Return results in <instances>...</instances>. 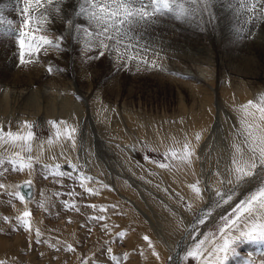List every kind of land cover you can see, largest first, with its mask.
Here are the masks:
<instances>
[{
	"label": "rangeland",
	"instance_id": "obj_1",
	"mask_svg": "<svg viewBox=\"0 0 264 264\" xmlns=\"http://www.w3.org/2000/svg\"><path fill=\"white\" fill-rule=\"evenodd\" d=\"M178 2L198 9L197 4L185 3V0ZM0 5H4V12L0 14V74L5 76L12 72L19 77L23 73L29 80L27 83L33 84L31 90L40 93L36 92L38 105L35 104L28 114L23 112L18 101L22 98L19 91L23 87L12 88L10 98L8 96V100H12L9 105L11 118L0 123L6 130L11 128L23 134V122H31L35 135L30 154L34 159L39 158L31 172L12 171L7 162L0 165V172H3L0 184L5 185L0 188V262L171 264L173 249L188 237L184 240L186 250H179V253L183 251L180 264H199L195 259L186 258L187 251L206 237L204 248L210 249L212 236L215 234L218 238L220 235V217L256 186L254 180L236 187L230 169L233 146L243 140L238 134L242 131V118L259 122L255 108H249L255 118L244 117L241 106L250 100L261 103L259 99L264 98V79L255 78L249 83L240 76L232 78L233 73L220 72L218 53L222 50L221 54L230 55V58L239 46L232 50L235 42L219 44L214 40L215 30L210 24L214 13L210 6L203 12L208 21L204 32L170 16L160 17L158 27H147L145 40L148 43L161 38L162 33L170 34L174 43H164L168 49L147 52L148 63L145 64L121 59L114 51H105L99 56L100 49L95 45L86 48L88 38L74 27L85 21L76 15L64 22L62 30L58 31L51 27L52 19L47 14L43 27L38 25V21L44 20L40 14L43 9L29 11L26 17H31V23L25 27V15L13 16L17 9L24 12L25 5L18 0H0ZM200 5L202 7L203 0ZM162 21L172 23V28L161 27ZM257 30L256 33L264 35V29L263 32ZM22 32L29 36L22 37L19 34ZM33 32L60 43V48L44 45L38 53L25 48L22 62L20 40L27 42ZM194 43L207 45L213 58H203V61L199 52L186 46ZM153 61L160 67L150 66ZM250 64L248 66L255 67ZM5 87L0 85L2 89ZM233 91L236 96L232 95ZM245 95L247 99L242 100ZM201 108L212 110V119L204 129L196 128L191 122L194 117L198 120L196 113ZM51 122H56L55 126ZM66 127L77 129L74 146L64 136ZM57 130L61 132L59 137ZM198 133L199 141L196 140ZM186 142L195 148L191 164L172 159L169 151L180 153ZM242 147L246 151V146ZM0 148V158L19 150L11 145ZM166 151H169L168 159L163 155ZM160 163L169 166L161 168ZM57 164L61 166L60 171H69L72 175L58 177L42 171L44 165H51L54 170ZM71 165H77L78 171L73 172ZM5 168L9 171L4 172ZM81 173L93 178L84 183L98 194L88 193L81 187ZM28 180L32 181L35 198L21 201L12 193ZM228 180L233 183L229 184ZM197 181L201 189L199 195L190 187ZM121 184L129 191L121 190ZM233 187H236L233 200L228 204L221 202L217 207L220 199L216 196L217 190L227 192ZM101 206L107 211H101ZM25 210L31 213L28 218L31 231L21 227L17 220ZM201 210L210 211L211 215L205 224L196 225L194 232L197 216L204 214ZM101 215L104 220L94 219ZM37 228L41 232L39 237L35 233ZM121 232L124 233L122 237L118 235ZM145 236L150 238L151 246ZM109 248L111 252L107 251ZM249 258L255 264H264V243L238 246L237 254L230 256L227 264H247Z\"/></svg>",
	"mask_w": 264,
	"mask_h": 264
},
{
	"label": "snow or ice",
	"instance_id": "obj_2",
	"mask_svg": "<svg viewBox=\"0 0 264 264\" xmlns=\"http://www.w3.org/2000/svg\"><path fill=\"white\" fill-rule=\"evenodd\" d=\"M33 2L39 9H43L40 14L44 16V20L38 21V25L43 27L44 22L47 20L48 7L54 3L56 4L55 11L59 12V0H25L24 13H29ZM261 4L260 15L264 17V0H259ZM185 3L197 4L198 10L203 14L210 6L211 0H203V6H200V0H185ZM241 6H244L241 0ZM3 5H0L2 8ZM256 8V4H252L249 11ZM194 11L191 8L185 7L184 3H179L178 0H78V7L75 10V15L78 19L85 21L83 25L76 24L75 30L88 39L85 40V47L91 49L93 45L100 49L99 56H103L105 51L116 52L117 56L121 59L128 61L138 60V62L147 64L146 53L151 50V45L145 40L147 36V27L154 25L158 19L163 16H170L175 19H187ZM31 23V17L25 19V27ZM91 29V30H89ZM22 37L29 36V33H20ZM44 45H52L57 49L60 48V43H54L46 35H35L31 33V38L26 42L25 39L20 40L21 59L23 61L24 51L27 48L32 53H38ZM158 55V53H156ZM152 67H160L152 62ZM49 71H52L51 66ZM249 108H255L259 113V122H248L247 119L242 118V131L238 134L243 136L241 144H234V153L232 158V167L230 169L231 175L234 176L236 187L240 185H247L252 181H256V186L248 193L244 194L238 202L231 207L225 215L221 216L222 226L219 227V237L215 234L212 236V247L205 249L207 237L195 243L194 248L186 253V258H192L199 262V264H227L230 256L237 254L238 246L245 243H264V98L261 103L254 101H247L246 104L241 106L244 117L255 118V113L249 112ZM54 126L56 122H51ZM66 124V122H61ZM25 129L23 134L21 132H14L11 128L7 130L0 126V147L3 145H11L18 148L9 157L0 158V165L6 162L11 165L12 171L23 172L34 170V164L39 158H33L31 153V141L34 138L32 131L34 125L29 121H24L21 125ZM76 128L64 129V136L66 139L71 140L73 146L75 145ZM61 132L57 130L56 136L59 137ZM200 135H196V140H200ZM49 143H52L49 140ZM246 146V151L245 147ZM172 159H179L182 163L191 164L192 158L195 156V148L191 146L190 142L183 145L180 153L169 150ZM169 151L163 155L165 159L169 158ZM27 153V155H25ZM161 168L168 167L166 163H160ZM60 165L54 166L44 165L43 172H48L52 176L68 177L72 175L69 171H60ZM72 171H78L77 165H71ZM9 171L8 168L4 172ZM3 175V172H0ZM45 179L48 176H44ZM81 187L91 194H98V192L91 188L86 187L85 181L92 180L93 178L86 174H80ZM59 182V181H58ZM229 184L233 180H228ZM199 181L191 185L192 189L199 195L201 189L198 187ZM4 184H0V188H4ZM18 191L12 193L13 196L18 197L21 201L30 197V192L25 193V188L31 189L32 181H25L23 184L18 185ZM107 187V185H104ZM236 187L222 192L217 190L216 196L220 199L216 202L219 207L221 202L228 204L233 200L236 192ZM74 207V205H73ZM95 208L96 205H89ZM112 207H115L113 205ZM191 210V205H188ZM78 210V209H77ZM101 211H107L105 206H101ZM204 212L203 215H198L196 222L193 225V231H197L196 225H203L211 215L210 211ZM31 213L25 210L20 216L17 217L19 225L31 231L32 225L30 220ZM96 220H104V216L94 217ZM36 236L39 237L41 232L39 228L35 229ZM123 236L124 233L118 234ZM144 239L151 240L148 236ZM38 243L40 241H37ZM72 248L71 245L68 246ZM111 252L112 249L107 250ZM158 255V254H157ZM113 259H117L113 256ZM171 259V258H170ZM2 264V262H0ZM247 264H255L251 258L248 259Z\"/></svg>",
	"mask_w": 264,
	"mask_h": 264
},
{
	"label": "bare ground",
	"instance_id": "obj_3",
	"mask_svg": "<svg viewBox=\"0 0 264 264\" xmlns=\"http://www.w3.org/2000/svg\"><path fill=\"white\" fill-rule=\"evenodd\" d=\"M18 1H19V4L21 2L23 5H25L24 4L25 3L24 0H18ZM74 1H76V3ZM11 2H13V1H11ZM243 2H244V6H241V0H211L210 8H211V12L214 13V14H213L212 17L210 16L211 19H212V22L210 24L214 26V30H215L216 33L213 32L214 33L213 38H214V40L217 43L223 44V43H225L227 41H228L227 43H229V41L235 42V43H233L234 45L231 48L232 50L234 49V46L235 47L239 46L236 49L235 53H234V51H233V53H231L233 56H231L230 58H229L230 55L229 56H225V55L221 54V52H223L222 50L218 53L217 57L219 59L218 60L219 64H220L219 66H220V69H222V71L220 70V72H223V71L224 72H228L227 74L233 73L234 75L231 74L232 78H234V76H240V77H243L244 79H247L246 80L247 82L251 83V82H254L257 78L259 80L260 79H264V35L263 34L260 35L259 33H256V31H255V30H257L256 28H259V27L260 28L257 30V32L261 31L262 29H264V22H261V20L264 17L262 18V16L260 15L261 4H260L259 0H243ZM254 3L256 4V8L251 10V11H249V8H251V5L254 4ZM47 7H48V13H46V14L49 15L50 18L52 19V26L51 27L56 29V30H58V31H61L62 30V24L64 22H66L68 19H70L72 17H75V10L78 7V0H59V7H60V11L59 12L55 11V7H56L55 3L53 5L47 6ZM3 8L4 7H2L0 9V14H2L4 12ZM11 9H12V6H11ZM191 9H193L194 11H192V13L189 15V17L187 19H179V21H183L181 23H188L189 25L192 24L195 27H197L201 32H204V30L206 29L205 28V23L208 22V21H205L204 15L198 9H196V8H191ZM38 10H39V8L33 2L32 6L30 8V12H34V11H38ZM20 14H23L26 17V13H24V12L20 13V11L18 9L16 11H13V16L14 17L15 16H18L19 18L22 17V15H20ZM0 21L2 22V20H0ZM70 21H71V19H70ZM158 25L159 24L156 23V24L151 25V26L152 27H158ZM160 25L164 29L170 30V28H172L173 24L172 23L169 24V22L162 21ZM174 27H175V25H174ZM240 30H247V32L242 34ZM9 31L15 33L14 32L15 30L9 29ZM211 31H212V29H211ZM263 31H261V32H263ZM205 33H208V32L206 31ZM162 34L163 35H161L162 36L161 38H159V39L156 38L152 42H149V44L151 45V50L149 52L155 50L156 48L165 49L167 47L166 46L167 44L164 45V43H166V42L170 43V44L174 43L173 38L171 39V35L170 34H164V33H162ZM155 36H157V33H156ZM20 38H21V36H20ZM148 40H149V38H148ZM203 43H205V42H203ZM203 43H194V44H189V45L185 44V45L189 46L190 48H193L195 51L199 52V54L202 55V60H203V58H205V59L213 58L212 53L210 52L211 50H209L207 45H205ZM164 46H166V47H164ZM159 49H156V50H159ZM166 49H168V48H166ZM165 52H167V51H165ZM169 53L170 52L168 51V54ZM182 55H184V54H182ZM195 58H197V57H195ZM258 61H261V64H259ZM249 62L254 64L255 67L254 66L253 67L248 66ZM252 64H250V65H252ZM249 67H251V68H249ZM254 68H256V70H254ZM20 74L21 75H19V77H15L14 74L12 75V72H8V74L5 75V76H2L3 74L2 75L0 74L1 75L0 76V83L3 84L4 86H6L4 89H2L3 86H1L2 88H0V123H6L8 121V119L11 118V115H10V112H9V107L11 106L10 103H12V100L10 102V100H8V96L12 93V88H14V87H20L21 88V87H23V88H21L22 90L19 91L20 96H22V98L20 99V97H19V99L18 98L17 99H18L19 103L22 105L23 112H25V113L30 112L31 108H34L35 104H37V102L39 101L38 94H40V93H38V91H32L31 90L32 87H30V86L33 85V84L29 85L27 83V81H29L27 79V77L23 76V73H20ZM181 86H183V85H181ZM23 90H27V91H23ZM14 93H16V92L14 91ZM232 95L236 96L237 94H235L234 91H233ZM252 96H250V97H252ZM247 97L248 96L245 95V96H242L241 99L245 100V99H247ZM9 98H10V96H9ZM13 98H14V95H13ZM262 98L263 97H261L259 100H262ZM62 99H61V101H62ZM64 101L65 100H63L62 102H64ZM16 103H17V101H16ZM66 103H68V102H66ZM70 106H71V104H70ZM63 107H65L64 104H63ZM63 109L66 110V108H63ZM196 109L198 110V108H196ZM196 109H194V110H196ZM200 110L201 111L199 113H196V114H198V120L195 117H194L193 120H191L192 123L196 124V128L205 127L207 125V123H210V121L212 119V110H209L208 108H206L205 111H203V108H201ZM19 120H21V119H19ZM188 121H190V120H188ZM191 122H190V124H191ZM186 126H187V123H186ZM104 128L107 129V127H104ZM177 128L179 129V127H177ZM175 130H173V131H175ZM107 131H108V129H107ZM177 134H180V133H177ZM41 144H44V143H41ZM46 144H47V142H46ZM46 148L47 147H45V149ZM41 149H43V148H41ZM0 150H1V148H0ZM42 152H43V150H42ZM31 153H32V150H31ZM44 159H45V157H44ZM23 183H21V184H23ZM120 188H121V190H125L127 187L125 185L121 184ZM32 191H33L32 192V196L30 198H26V200H32L33 198H35L34 197V192L35 191H34L33 185H32ZM127 191H129V189ZM186 238H188V237H186ZM186 238L184 237L181 240V243L178 244L179 246H178L177 249H175V248L173 249V257H172L171 264H180V259L182 257L183 251H181L182 253H179V250L181 248L186 250L185 246H187V243L184 241Z\"/></svg>",
	"mask_w": 264,
	"mask_h": 264
},
{
	"label": "water",
	"instance_id": "obj_4",
	"mask_svg": "<svg viewBox=\"0 0 264 264\" xmlns=\"http://www.w3.org/2000/svg\"><path fill=\"white\" fill-rule=\"evenodd\" d=\"M23 192H25V193H28V192H30V197L32 196V187H31V189L29 190V189H27V188H25L24 190H23ZM30 197H28V198H30Z\"/></svg>",
	"mask_w": 264,
	"mask_h": 264
}]
</instances>
